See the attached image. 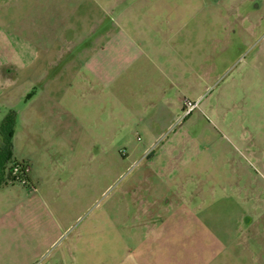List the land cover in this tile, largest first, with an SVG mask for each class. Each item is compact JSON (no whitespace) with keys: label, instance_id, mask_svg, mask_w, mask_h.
<instances>
[{"label":"rangeland","instance_id":"rangeland-1","mask_svg":"<svg viewBox=\"0 0 264 264\" xmlns=\"http://www.w3.org/2000/svg\"><path fill=\"white\" fill-rule=\"evenodd\" d=\"M9 1L47 76L0 131V264H102L138 235L124 205L184 188L236 239L220 264H264V0Z\"/></svg>","mask_w":264,"mask_h":264},{"label":"crops","instance_id":"crops-1","mask_svg":"<svg viewBox=\"0 0 264 264\" xmlns=\"http://www.w3.org/2000/svg\"><path fill=\"white\" fill-rule=\"evenodd\" d=\"M13 1L6 2V6L8 7ZM3 12L0 11V17L6 19L10 17L13 19L15 14L18 18L20 15L25 17V11ZM15 21L17 20L11 21L12 26L8 23L6 29L0 24V115L2 117H0V125L11 109L15 110L29 98L32 87L44 86L47 76L46 70L38 74H35L36 69L34 70L35 63L39 60L37 58L39 52L42 49L46 50V47L15 36V28H13ZM16 23L18 25V21ZM19 33L23 34V31ZM59 61L61 62V59ZM158 158L152 160L153 165H156ZM139 190L140 188L137 187L125 189L126 193L135 196L138 195ZM185 190L184 188L185 196L183 195L182 200L178 202L167 197L164 203L145 200L135 204L137 221L131 225L128 224L129 215L125 212L129 206L124 205L122 224L134 226L138 235L130 236L132 243L129 244L128 238H125L127 235L124 236L117 231L116 235L123 244L122 249L110 253L109 259H105L102 264H216L218 262L220 264L221 261L223 263V256L231 254L236 239L232 236L226 239L218 232L216 210L207 213L216 201L206 206V203L201 202V198L195 201L194 192L186 194ZM114 222L111 217V224L116 226ZM73 259L75 263L77 256L71 254L72 264ZM93 259L92 264H96L95 257Z\"/></svg>","mask_w":264,"mask_h":264},{"label":"trees","instance_id":"trees-1","mask_svg":"<svg viewBox=\"0 0 264 264\" xmlns=\"http://www.w3.org/2000/svg\"><path fill=\"white\" fill-rule=\"evenodd\" d=\"M17 114L18 112L14 109H11L9 111V113L6 115L5 119L3 120V122L0 125V131H4V143L3 146L5 148L6 151H8L11 142H12V138H13V129L17 120ZM5 144V145H4ZM3 149V148H2ZM3 161H0V173L4 174V166H3ZM18 167V173L15 174L14 170L15 168ZM28 168L29 165L22 161H15V163L10 167V179L12 180H19L21 182H24L25 184H28V180H30L29 175H28ZM2 174V176H3ZM0 176V182H2L3 177Z\"/></svg>","mask_w":264,"mask_h":264},{"label":"built area","instance_id":"built-area-1","mask_svg":"<svg viewBox=\"0 0 264 264\" xmlns=\"http://www.w3.org/2000/svg\"><path fill=\"white\" fill-rule=\"evenodd\" d=\"M195 105H196V104H193L192 102L187 101V106H188V109H189V110L193 109V108L195 107ZM14 173H15V174L18 173V167L15 168Z\"/></svg>","mask_w":264,"mask_h":264}]
</instances>
